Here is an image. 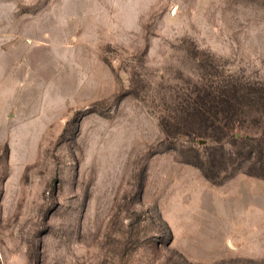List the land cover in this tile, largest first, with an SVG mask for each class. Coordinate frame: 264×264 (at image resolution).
Returning <instances> with one entry per match:
<instances>
[{"label": "rangeland", "instance_id": "rangeland-1", "mask_svg": "<svg viewBox=\"0 0 264 264\" xmlns=\"http://www.w3.org/2000/svg\"><path fill=\"white\" fill-rule=\"evenodd\" d=\"M0 264H264V0H0Z\"/></svg>", "mask_w": 264, "mask_h": 264}]
</instances>
